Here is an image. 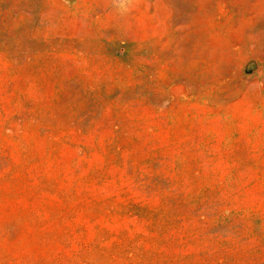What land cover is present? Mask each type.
I'll return each mask as SVG.
<instances>
[{
  "label": "rangeland",
  "instance_id": "374dc122",
  "mask_svg": "<svg viewBox=\"0 0 264 264\" xmlns=\"http://www.w3.org/2000/svg\"><path fill=\"white\" fill-rule=\"evenodd\" d=\"M0 264H264V0H0Z\"/></svg>",
  "mask_w": 264,
  "mask_h": 264
},
{
  "label": "water",
  "instance_id": "95a60500",
  "mask_svg": "<svg viewBox=\"0 0 264 264\" xmlns=\"http://www.w3.org/2000/svg\"><path fill=\"white\" fill-rule=\"evenodd\" d=\"M116 2H122V0H115Z\"/></svg>",
  "mask_w": 264,
  "mask_h": 264
},
{
  "label": "clouds",
  "instance_id": "9594fccd",
  "mask_svg": "<svg viewBox=\"0 0 264 264\" xmlns=\"http://www.w3.org/2000/svg\"><path fill=\"white\" fill-rule=\"evenodd\" d=\"M122 2H123V0H122Z\"/></svg>",
  "mask_w": 264,
  "mask_h": 264
}]
</instances>
